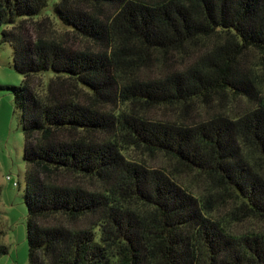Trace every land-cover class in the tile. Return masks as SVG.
I'll use <instances>...</instances> for the list:
<instances>
[{"label": "trees", "instance_id": "1", "mask_svg": "<svg viewBox=\"0 0 264 264\" xmlns=\"http://www.w3.org/2000/svg\"><path fill=\"white\" fill-rule=\"evenodd\" d=\"M49 2L62 27L97 49L41 35L33 22ZM0 25L23 76L10 88L24 135L29 264H264V0H0ZM151 65L164 70L141 77ZM223 97L247 105L189 124L139 110ZM103 131L114 138L88 137ZM129 147L174 158L209 191L197 197L164 169L128 159ZM62 171L109 187L49 177ZM51 216L97 219L40 224ZM246 219L261 228L235 232Z\"/></svg>", "mask_w": 264, "mask_h": 264}, {"label": "rangeland", "instance_id": "2", "mask_svg": "<svg viewBox=\"0 0 264 264\" xmlns=\"http://www.w3.org/2000/svg\"><path fill=\"white\" fill-rule=\"evenodd\" d=\"M37 19L35 27L37 31L47 37H56L66 43V45L84 49L94 48L97 46L90 41L79 37L62 27L60 21L52 14V5L43 10L42 16ZM37 22L41 28L37 26ZM28 28L34 32L32 22H28ZM31 25V26H30ZM6 25H0V246L5 251L0 252V264H29L28 243H27V207L25 204V186H26V164L23 158L24 152V135L21 126V111L18 108L14 93L10 86H18L23 79L13 65V48L8 42L1 40V32ZM192 57L186 61L178 62V66L189 62ZM184 62V63H183ZM250 63V62H249ZM175 66V65H174ZM164 68L156 65L146 66L140 70L141 77H155L163 72ZM50 74L45 76L39 75L34 77L33 85L36 89L44 87V83ZM78 100L85 103L88 95L85 90H77ZM123 104L112 102L107 105L108 110L123 108ZM246 101L243 99L232 100L230 97L221 98L211 105H199L195 109L182 111L179 107L158 106L146 108L139 106L140 112L144 113L151 119L168 120L175 122L192 123L205 120L216 112H222L228 115L240 113L246 107ZM88 137L102 141L113 139L114 133L111 131L95 132ZM126 156L130 160L140 161L143 164L164 169L167 173L174 175L176 180L186 189L193 192L197 197L209 191L210 185L208 180L180 167L174 158L162 152H147L134 147H129ZM9 176V179H7ZM56 183L81 186L88 191L102 192L109 187V183L103 182L96 177H88L76 173L62 171L58 174L49 176ZM15 183V184H14ZM134 210H139L140 206H131ZM226 207H218L216 215L221 217L225 214ZM97 217L87 216L72 224L61 216H51L40 219V224L51 225L63 223L72 227H87ZM261 223L252 219H246L242 222L233 224L235 232H243L250 229L261 228Z\"/></svg>", "mask_w": 264, "mask_h": 264}, {"label": "built area", "instance_id": "3", "mask_svg": "<svg viewBox=\"0 0 264 264\" xmlns=\"http://www.w3.org/2000/svg\"><path fill=\"white\" fill-rule=\"evenodd\" d=\"M7 179H9V176H7ZM15 184V183H14Z\"/></svg>", "mask_w": 264, "mask_h": 264}]
</instances>
